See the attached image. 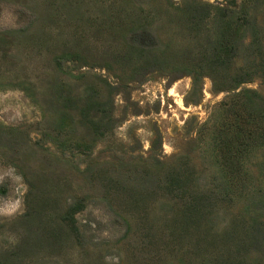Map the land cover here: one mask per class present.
<instances>
[{
	"label": "rangeland",
	"instance_id": "obj_1",
	"mask_svg": "<svg viewBox=\"0 0 264 264\" xmlns=\"http://www.w3.org/2000/svg\"><path fill=\"white\" fill-rule=\"evenodd\" d=\"M183 6L0 0V264H264V147L239 180L224 163L248 126L234 95L264 83L214 82L225 26L210 9L190 32ZM92 92L108 103L104 135L77 111ZM186 168L214 204L197 232L172 224L187 200L170 179Z\"/></svg>",
	"mask_w": 264,
	"mask_h": 264
},
{
	"label": "trees",
	"instance_id": "obj_2",
	"mask_svg": "<svg viewBox=\"0 0 264 264\" xmlns=\"http://www.w3.org/2000/svg\"><path fill=\"white\" fill-rule=\"evenodd\" d=\"M182 8H175L185 17L187 30L195 31L201 34L202 30L207 29L208 13L210 9L218 12V25L225 26L226 35L218 40L212 47V58L206 60L208 68L214 82L219 78L223 71L225 74L236 71V85L240 83L253 82L260 80L264 83V16H257L261 0H223L219 6H211L196 0H181ZM209 39L206 38L208 43ZM141 53L146 50L140 48ZM241 50H244L242 67L237 68L241 62ZM59 64V63H58ZM227 76V75H225ZM240 78L243 80H240ZM78 102L82 106L77 109L83 121L88 122L92 128L102 131L106 134L111 127V117L109 109L106 110L108 103H104L102 98L96 92L86 94L85 97L79 98ZM234 102L247 117V127L243 131L238 129L234 137V145L229 146V142L224 146L226 150L225 165L235 171L245 156L251 151L264 147V96L255 90H245L234 95ZM245 140V142H243ZM87 150L85 143L79 145L78 150ZM188 166V164H187ZM186 166V167H187ZM264 172V160L261 164ZM240 173L234 174L231 180H239ZM198 179L195 177L194 169L186 168L182 171H175L170 179V189L181 191L186 202L184 210L181 212V222L173 220L175 229L184 228L187 232L199 231L204 222L210 221L212 216L211 208L214 204L210 194H198L196 184ZM174 198H178L175 196ZM77 206V205H76ZM75 208V207H74ZM75 210V209H74ZM74 213L71 209L70 218Z\"/></svg>",
	"mask_w": 264,
	"mask_h": 264
},
{
	"label": "clouds",
	"instance_id": "obj_3",
	"mask_svg": "<svg viewBox=\"0 0 264 264\" xmlns=\"http://www.w3.org/2000/svg\"><path fill=\"white\" fill-rule=\"evenodd\" d=\"M13 171L14 170L10 169V170H8V172L5 173V175H11ZM18 206H19L18 203L15 205H12L10 210H8L5 214H11L12 212H14L18 208Z\"/></svg>",
	"mask_w": 264,
	"mask_h": 264
}]
</instances>
